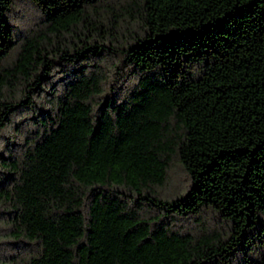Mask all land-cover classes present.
<instances>
[{
	"label": "trees",
	"instance_id": "16d2710c",
	"mask_svg": "<svg viewBox=\"0 0 264 264\" xmlns=\"http://www.w3.org/2000/svg\"><path fill=\"white\" fill-rule=\"evenodd\" d=\"M0 264H264V0H0Z\"/></svg>",
	"mask_w": 264,
	"mask_h": 264
}]
</instances>
